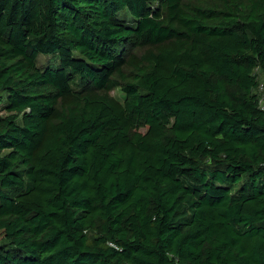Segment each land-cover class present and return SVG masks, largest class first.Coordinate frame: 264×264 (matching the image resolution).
Here are the masks:
<instances>
[{
	"label": "trees",
	"instance_id": "16d2710c",
	"mask_svg": "<svg viewBox=\"0 0 264 264\" xmlns=\"http://www.w3.org/2000/svg\"><path fill=\"white\" fill-rule=\"evenodd\" d=\"M261 99L264 0H0V264H264Z\"/></svg>",
	"mask_w": 264,
	"mask_h": 264
},
{
	"label": "rangeland",
	"instance_id": "374dc122",
	"mask_svg": "<svg viewBox=\"0 0 264 264\" xmlns=\"http://www.w3.org/2000/svg\"><path fill=\"white\" fill-rule=\"evenodd\" d=\"M157 4L153 5V6H156ZM119 17L124 20L127 24L133 26L135 24V20L130 17L126 12H123L119 15ZM38 66L39 67H44L48 64H57V60L55 57L53 56H45V55H41L39 58H38ZM79 77L77 78V80H75V83H74V89H78V85L80 84L79 82ZM113 96L115 98H117L118 100L120 101H123L124 100V93L120 90V89H117L113 92Z\"/></svg>",
	"mask_w": 264,
	"mask_h": 264
},
{
	"label": "built area",
	"instance_id": "2783aa9c",
	"mask_svg": "<svg viewBox=\"0 0 264 264\" xmlns=\"http://www.w3.org/2000/svg\"><path fill=\"white\" fill-rule=\"evenodd\" d=\"M260 105H261V108L264 110V100L263 99L260 100Z\"/></svg>",
	"mask_w": 264,
	"mask_h": 264
}]
</instances>
